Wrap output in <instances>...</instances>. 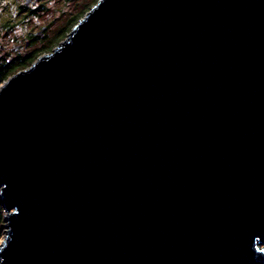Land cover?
Masks as SVG:
<instances>
[{
	"label": "water",
	"instance_id": "95a60500",
	"mask_svg": "<svg viewBox=\"0 0 264 264\" xmlns=\"http://www.w3.org/2000/svg\"><path fill=\"white\" fill-rule=\"evenodd\" d=\"M0 206V264H264V0H99L0 86Z\"/></svg>",
	"mask_w": 264,
	"mask_h": 264
},
{
	"label": "flooded vegetation",
	"instance_id": "af4514ba",
	"mask_svg": "<svg viewBox=\"0 0 264 264\" xmlns=\"http://www.w3.org/2000/svg\"><path fill=\"white\" fill-rule=\"evenodd\" d=\"M26 1L0 0V73L13 71V65L19 59L23 60L33 56L39 58L50 54L60 38L65 35L72 20L79 15L78 8H73V12L69 11L67 14L63 8L49 7L50 3H59L63 0H31L29 4ZM13 2H16L15 5H17L14 9ZM63 7H65L64 3ZM13 13L16 16L22 14L21 20L28 17V20L33 18L31 20L34 22L32 30L22 36V41L19 44L15 43L17 37L13 35ZM49 13L50 15L56 14V17L49 20L46 16L45 19V15Z\"/></svg>",
	"mask_w": 264,
	"mask_h": 264
},
{
	"label": "rangeland",
	"instance_id": "374dc122",
	"mask_svg": "<svg viewBox=\"0 0 264 264\" xmlns=\"http://www.w3.org/2000/svg\"><path fill=\"white\" fill-rule=\"evenodd\" d=\"M60 2L59 3L58 2L50 3L49 7L50 8H58L59 7L61 9L63 8L64 10H66V13L68 14L69 11L73 12V8L74 9H77V8L79 9V5L81 3V0H63V2H61V3ZM15 3L16 2H13V9L16 8V6H17V5H15ZM63 3H64L65 7H63ZM46 16H47V19L51 20L52 18L56 17V14L50 15V13H49L48 15H45V19H46ZM21 17H22V14L19 15V16L18 15L16 16L13 13V24H14V26H13V35L17 37V42H15L17 44L21 43L22 36L25 33L30 32L32 30L31 29L32 25H34V22L31 20L33 18H30V20H28V17H26L27 19L21 20ZM70 29H71V27H70ZM69 30L68 29L66 30L65 36L68 35V33L70 32ZM65 36H64L63 40L65 39ZM63 40H61V41H63ZM61 41H59L57 43V46H58V44H60ZM57 46L55 45L54 49ZM48 52H51V51H48ZM3 218H4V216H3ZM3 224H4V221H3L2 225ZM0 235H1V240H0V245H1V243L3 242L4 237H5V229L4 230L0 229Z\"/></svg>",
	"mask_w": 264,
	"mask_h": 264
},
{
	"label": "trees",
	"instance_id": "16d2710c",
	"mask_svg": "<svg viewBox=\"0 0 264 264\" xmlns=\"http://www.w3.org/2000/svg\"><path fill=\"white\" fill-rule=\"evenodd\" d=\"M99 0H81V3L79 5V15H77L73 20L72 23L70 24L68 30L72 29V27L80 20L83 18V16L90 10V8L92 6H94ZM70 29V30H71ZM69 30V31H70ZM65 36V35H64ZM64 36H62V38H60V41L64 38ZM57 45V44H56ZM59 45V44H58ZM51 49V48H50ZM49 49V50H50ZM48 50V51H49ZM38 56H33V57H29V58H25V59H19L17 60L14 65H13V71H8L7 73H4V71H2L0 73V86L13 74L17 73L20 70H23L29 66L32 65V63H34V61L37 59ZM3 208L0 206V228L1 225L3 223ZM0 240H1V235H0Z\"/></svg>",
	"mask_w": 264,
	"mask_h": 264
}]
</instances>
